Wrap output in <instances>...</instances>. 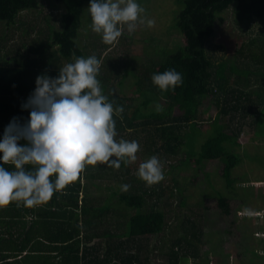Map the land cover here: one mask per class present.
<instances>
[{"label": "trees", "instance_id": "16d2710c", "mask_svg": "<svg viewBox=\"0 0 264 264\" xmlns=\"http://www.w3.org/2000/svg\"><path fill=\"white\" fill-rule=\"evenodd\" d=\"M41 1L0 0V139L14 117L21 123L30 118V110L21 106L34 91L38 76L56 77L60 67L74 62L75 57L91 56V50H95L94 46L80 43L89 0H49L51 7L61 10L59 25L46 19L47 28L33 38L30 22L22 15L41 13ZM176 3L181 46L157 45L152 57L132 59L129 68L126 66L122 72L119 58L102 59L100 54L96 55L101 60L98 79L104 94L114 107L122 105L125 109L123 113L114 112L116 139L129 140L132 133L147 134L148 153L158 156L163 166L169 167V183L163 186L160 181L158 186L145 190L142 185L147 182L132 178L130 164L122 163L119 169L86 165L75 181L46 203L26 207L23 202H11L0 206V264H154L155 251L150 250L147 238L169 228L161 207L167 202L165 195L168 193L171 198L178 193L180 203H187L184 192L189 179H178L181 167L199 171L202 163L219 161L223 165L221 179L234 190L238 181L233 172L247 157L239 152L243 149L240 139L244 128H253L255 135L264 134V0ZM229 10L233 11L235 24L245 32L252 31L257 22L261 25L256 38L243 42L233 58L223 59L218 51L224 47L214 38ZM20 30L23 41L15 44L13 38ZM169 68L183 74V84L175 90L162 91L154 85L152 76ZM130 73L138 74L134 75L138 98L132 100L120 96L123 80ZM113 77L119 79V95L112 84ZM132 101L139 104L132 106ZM207 103L214 104L217 111L209 120V128L203 131L200 123L204 122L201 116ZM157 104L162 111L156 110ZM5 167L14 168L11 164ZM106 178L130 185L126 191L111 188L120 205L135 211L120 234L112 227L100 230V225L116 214L112 204L95 206L88 193L84 195L85 179L90 183ZM146 193L157 196L156 208L151 211L144 210L148 205ZM231 197L235 195L217 196V208L226 217L233 213ZM193 216H186L180 230L171 234L166 251H161L167 255L164 264H186L199 257L205 231ZM97 240L106 242L104 248Z\"/></svg>", "mask_w": 264, "mask_h": 264}, {"label": "rangeland", "instance_id": "374dc122", "mask_svg": "<svg viewBox=\"0 0 264 264\" xmlns=\"http://www.w3.org/2000/svg\"><path fill=\"white\" fill-rule=\"evenodd\" d=\"M41 2V8H44L41 13L25 12L22 15L25 21L30 22L28 27L33 38H35V33L47 28L46 19H50L55 26L59 25L61 10L58 11L51 7L49 0ZM138 2L146 9L147 16L156 21L155 26L147 28L140 25L133 33H129L125 28L122 37L111 45L105 44L101 35L92 31L91 18L87 11L89 4L85 6L80 36L81 45L94 46L95 50H91V54H100L102 59L111 57L118 60L119 58L121 72L129 62H132V59L152 57L157 45L160 47L182 45V33L176 27L177 11L179 10L176 0H138ZM223 16L226 21L218 27L214 40L224 47L223 51H218V55L223 59H229L235 56L243 42H249L250 39L256 38L261 23L257 22L254 29L248 33L235 24L232 10ZM21 31L15 33L13 38L15 44L23 41ZM134 75L138 77V74L130 73L128 78L123 80L122 93L118 86L119 79L113 77L112 84L118 95L121 93L120 96H126L131 100L138 98ZM131 104L136 106L139 101H132ZM216 111L217 108L214 104L207 103L205 105L204 114L201 116V120L204 122L200 123L203 131L209 128L211 123L209 120L215 116ZM130 134L128 133V135ZM131 137L132 140L138 138L140 144L137 161L130 164L132 178H135L139 177L137 174L139 164L152 156L148 153L147 134L140 132L135 135L132 133ZM240 143L243 145V149L239 152L241 154L244 152L247 157L243 164L233 172L234 178L238 181L234 190L226 187L224 179H221L223 165L219 161L204 162L199 171L185 166L179 169L178 179L181 181L184 180V177L189 179L185 187L187 190L184 192L187 203L186 206L180 203L178 193L171 198L168 193L165 195L167 202L164 205H168L161 204V207L167 215L169 228L160 235L147 238L150 250L155 251L152 258L154 264L165 263L167 255L161 254V251H166L165 246H167L170 237L172 238L171 234L177 233L176 231L180 230V224L186 219V216L192 214H194V219L202 224L205 240L201 245L199 244V257L191 258L186 264H264V210L261 211L264 209V165L261 164L264 162V134L255 135L254 129L246 126ZM163 171L165 175L160 183L164 186L169 183V167L164 166ZM84 183L87 185L84 195L86 197L88 193L87 197L94 201L95 206L109 203L114 207L116 214H112V217L110 215L105 220V224L100 225L101 232L106 227H112L116 233H122L126 229L125 224L128 217L135 211L120 205L117 197L112 196L111 188L118 191L124 183L108 178L103 181H90V183L85 179ZM134 185L138 184L135 182ZM154 186H158V183L142 185L145 190H150ZM141 193H143L142 189ZM221 193L227 197L235 195L234 198L231 197L234 201H231L233 213L230 217L222 215L217 208V196ZM154 197L150 193H146L148 205L144 210L151 211L156 208L157 196L154 195ZM136 212L139 211L136 210ZM95 242L102 245L103 248L106 243L104 240Z\"/></svg>", "mask_w": 264, "mask_h": 264}, {"label": "clouds", "instance_id": "9594fccd", "mask_svg": "<svg viewBox=\"0 0 264 264\" xmlns=\"http://www.w3.org/2000/svg\"><path fill=\"white\" fill-rule=\"evenodd\" d=\"M87 11L92 31L108 45L117 42L125 28L133 33L140 25L152 28L156 23L138 0H89ZM100 66L96 55L75 57L60 67L58 76L37 77L34 91L21 106L30 110V118L21 123L14 117L0 139V206L46 203L75 181L86 165L119 169L122 163L137 161L139 141L116 139L114 112L125 109L114 107L104 94ZM152 81L162 91L175 90L183 84V74L169 68L154 73ZM156 110L162 111V106L157 104ZM163 168L153 155L139 164L137 174L151 185L164 179ZM129 187L121 185L125 191Z\"/></svg>", "mask_w": 264, "mask_h": 264}, {"label": "crops", "instance_id": "0c3cea01", "mask_svg": "<svg viewBox=\"0 0 264 264\" xmlns=\"http://www.w3.org/2000/svg\"><path fill=\"white\" fill-rule=\"evenodd\" d=\"M264 210V209H261V211Z\"/></svg>", "mask_w": 264, "mask_h": 264}]
</instances>
